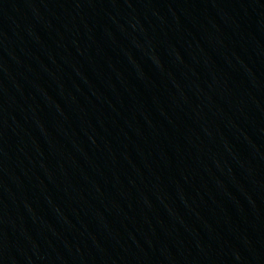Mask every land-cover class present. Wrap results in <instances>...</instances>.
I'll return each mask as SVG.
<instances>
[{
	"label": "water",
	"instance_id": "obj_1",
	"mask_svg": "<svg viewBox=\"0 0 264 264\" xmlns=\"http://www.w3.org/2000/svg\"><path fill=\"white\" fill-rule=\"evenodd\" d=\"M0 264H264V0H0Z\"/></svg>",
	"mask_w": 264,
	"mask_h": 264
}]
</instances>
